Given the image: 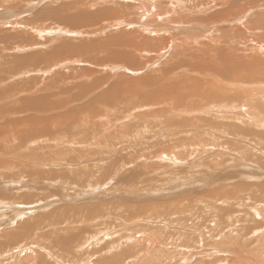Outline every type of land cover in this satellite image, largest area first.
<instances>
[{
  "label": "rangeland",
  "instance_id": "obj_1",
  "mask_svg": "<svg viewBox=\"0 0 264 264\" xmlns=\"http://www.w3.org/2000/svg\"><path fill=\"white\" fill-rule=\"evenodd\" d=\"M9 1L6 5L0 0L1 15L10 17L24 8V22L55 28H48L51 36L44 37L33 28L30 37L41 45L19 46L20 51L15 45L28 36V28H0V38L4 32L11 37L5 42L0 39V79L6 80H0V264H207L221 254L213 251L203 256L199 248L190 263L189 259L181 263L183 259L176 255L182 257L188 250L180 245H191V240L201 245L205 228L207 237L215 241L208 247L223 248L232 244L227 233L235 232L241 239L252 227L264 226V87H236H251L256 81L264 86V52L260 51L264 48L260 15L264 0H229L224 5L204 0L202 4L209 2L206 8L214 11L208 13V20L202 17V23L213 31L195 47L176 50L173 42L167 56L154 52L140 63L126 57L103 64L79 60L80 45L105 44L106 54L100 46L99 51L95 49L105 58L121 50L104 39L106 35L121 36L123 30V36L132 38L139 26L121 24L107 34L98 28L100 32L92 29L91 34L79 35L78 31H90L79 24L85 30L73 29L75 34L68 37L63 33L65 23L59 20L73 21L74 26L78 21L95 23L106 4L93 7L92 17H77L60 13L61 7L76 0ZM28 1L29 6L37 3L24 7ZM110 1L122 4L108 2L118 15L127 9L124 4H156L155 0ZM195 1L188 8L197 7ZM176 11L171 19H176ZM185 11L183 16L188 14ZM249 11L252 14L242 20ZM197 16L186 24L196 26ZM58 27L62 36L56 35ZM198 30L189 29L180 39L195 38L204 29ZM135 43L142 49L152 45ZM155 43L151 48L158 50L160 43ZM175 51L183 52L174 56ZM48 55L52 59L44 60ZM148 58L152 59L145 67ZM174 61L188 62L182 66L194 73L184 74L182 79L188 82L182 83L178 76L168 82L161 77L159 70ZM115 64L120 68L113 69ZM219 79L230 85L221 86ZM151 82H165L166 87L170 83L177 89L166 92L169 86ZM243 97L255 105L254 120H244V115L239 120L236 109L201 111L217 101L223 107L238 106ZM148 100L154 102L149 108ZM259 232L252 238L262 243L264 230ZM257 243L249 253L258 250ZM261 251L258 256L263 255ZM36 256L39 261L33 260Z\"/></svg>",
  "mask_w": 264,
  "mask_h": 264
},
{
  "label": "bare ground",
  "instance_id": "obj_2",
  "mask_svg": "<svg viewBox=\"0 0 264 264\" xmlns=\"http://www.w3.org/2000/svg\"><path fill=\"white\" fill-rule=\"evenodd\" d=\"M4 1V3H6V5H8V1L9 0H2V2ZM16 1H18V0H16ZM23 1V0H22ZM22 1H20V3H23ZM27 1V0H26ZM34 1V0H33ZM79 0H76V2H72L71 4H68L67 6H64V7H61L60 8V13H63L64 11H67V13H71V14H73L74 16H77V17H81V15H90L91 17H92V15H91V9L93 8V7H98V6H101V5H103V3L104 4H106V7H104V8H101L99 11H100V13H102L100 16V18H96L97 20H96V22L95 23H93V22H91V21H89V20H87L88 22H80V21H78L77 22V25L76 26H74L73 25V21H70V20H68V21H66V20H59V21H62V22H64L65 23V25L66 26H64L63 27V30H64V34H67L68 35V37L69 36H72L71 34H75L74 33V31H73V29L74 30H78V29H84L85 30V28H83L85 25L87 26V28L89 29L90 28V31H87V30H85V31H78L77 33L79 34V35H84L86 32L88 33V32H90V33H88V34H91L92 33V29H100L101 31H102V33L104 32V33H106L107 34V32H109V31H112L113 29L114 30H119V28L117 29L116 28V26H120L121 24H125V25H121V27L122 26H129V25H131V24H135V25H137V26H139V28H137V29H135V31L132 33V35H134V37H132V38H126L125 36H123V30L122 31H120L119 33H122V35L121 36H119L120 34H118L117 32H115L116 33V35L115 36H112V37H109V38H107V35H106V37L104 38V39H107V41H110V43H112L113 45L115 44L117 47H118V50H119V47H121V50H119V51H116V52H112L111 53V55L109 56V55H107V56H104L105 58H103V57H99V56H101L100 55V52L98 53V52H96V51H99V50H97L96 48L98 47V46H100L98 49H103L104 50V52H105V54H106V52L107 51H105V48H106V45L105 44H101V42H98V41H91L90 42V46H89V44H87V45H84V44H82V45H80L79 47H80V49L81 50H83V51H81V52H83L82 54H81V56L79 55V56H76L79 60H83V61H87L86 63H88V62H95L96 63V61H98L99 63H107V61H109V62H111L110 60H116L115 62H117V59H126V57L128 58V59H130V60H136V62L138 63H140V59H142V58H145L146 56H149V55H151L152 53L154 54V52H155V54L156 55H159V57H161V56H164V55H166L167 56V54H169V51H167L168 50V48H169V46H170V44L171 43H173V42H175V43H173L172 45H173V48H174V46H175V49L176 50H179L180 49V47H186V49H191V48H193V46H194V44H198L200 41H202V38H204V37H206L207 35H211V33H210V31H213V28L212 29H207L208 27H210V25H207L206 23V25H203V23H202V21H204V19L202 18V17H206L207 15H208V13L210 14L212 11H214V9H208V8H206V5H208L209 4V2H208V4H206L205 5V2H206V0H205V2L202 4V2L204 1V0H194L195 2V6H197V7H193V6H191V7H193L192 9L189 7L188 8V5L191 3V2H193V0H155L156 1V4H154L153 3V5L150 7V6H148L149 4H150V2L149 3H147V4H144V3H146V2H144V3H140V2H138V4L137 5H130V3L129 4H124L123 5V7L125 6V5H127L126 7H127V9H125L124 11H122V12H124L122 15H118V14H120L119 12H115L114 13V8H110V7H108L107 5H109L108 4V2H111V4H112V2H113V4L115 5V6H118V5H116V4H121V3H118L116 0V2H114V1H107V0H84V2H82V3H80V2H78ZM121 1H123V0H120V2ZM125 1V0H124ZM135 2H136V0H134ZM208 1V0H207ZM212 1V0H211ZM214 1V0H213ZM221 2L219 5H224V4H227L228 2H229V0H218V2ZM235 2H239V1H242V0H234ZM244 1V0H243ZM10 2V1H9ZM41 2V1H40ZM66 2H67V0H66ZM78 2V3H77ZM216 2V1H215ZM1 3V2H0ZM37 3V2H36ZM36 3H32L31 5L32 6H34V5H36ZM42 3V2H41ZM61 3V2H60ZM140 3V4H139ZM214 3V2H213ZM247 3V2H246ZM245 3V4H246ZM16 4V3H15ZM63 4V3H62ZM113 4L111 5V6H113ZM192 4V3H191ZM9 5H14V4H12V3H9ZM30 4H29V1L28 2H25V4H24V7H27V6H29ZM122 5V4H121ZM164 5V6H163ZM210 5V4H209ZM32 6H29V7H32ZM179 6V7H178ZM148 7H150V8H148ZM208 7V6H207ZM34 8V7H33ZM185 9V10H187L188 11V14H187V16L185 15V16H183V13H182V10L183 9ZM174 9H177V11H176V13H177V17H176V19H174V18H170V16L171 15H173V12H174ZM24 10V8L22 9V10H19L18 12H12L10 15H9V13H8V15L10 16V17H7V16H4V15H1V13H0V28L1 27H5V28H9V27H13V28H15V29H17V28H28V32H29V34H28V36H22L23 37V39L21 40V41H19L18 43H16V45H15V49H16V51H20V50H18L19 49V46H28V45H32V46H39V45H41L40 44V42L39 41H36V40H33V39H31V37H30V33H31V30L33 29V28H36L37 29V33L39 34V35H50L51 34V31H48L47 29L49 28H55V27H50L49 25H40V26H35V25H33V23H29L27 20V22H24V19H23V17L21 18V16L23 15V14H25V13H27L26 11H23ZM29 10V9H28ZM121 10V9H120ZM127 10V13L125 14V11ZM215 10H216V8H215ZM262 10H264V8L263 9H261L260 11H262ZM16 11V10H15ZM137 11L139 12V13H137ZM187 11H185L186 13H187ZM78 12V13H77ZM184 12V11H183ZM252 12L253 11H249L248 13H246V14H244V15H242V20L243 19H246V18H248V15H251L252 14ZM50 14V13H49ZM54 14V13H53ZM93 14V13H92ZM140 14V15H139ZM192 14V15H191ZM27 15V14H26ZM63 15V14H62ZM69 15V14H68ZM139 15V16H138ZM195 15H198L197 17H199V21L200 22H198L197 24H196V26H191V25H187L186 23H188V19H190V17H193V18H195ZM263 18H264V13H261L260 14ZM58 16H61L60 14L58 15ZM64 16V15H63ZM71 16V15H70ZM211 15H209V17H210ZM66 17V16H65ZM183 17V18H182ZM209 17H206L207 18V20H208V18ZM54 18V17H53ZM61 18H62V16H61ZM88 18V17H87ZM180 18H182V19H180ZM201 18V19H200ZM50 19V18H49ZM60 19V18H59ZM79 19V18H78ZM83 19L84 18H82L81 20L83 21ZM107 19H110V22H108L107 21ZM179 20V22L180 23H174L175 22V20ZM29 20V19H28ZM42 20V19H41ZM40 20V21H41ZM80 20V19H79ZM205 21V22H208V21ZM52 21V20H51ZM185 21V22H184ZM43 22V21H42ZM50 22V21H49ZM90 22L91 23H93L94 24V26H96V25H99V27H97V28H94V26H91L90 25ZM57 23V22H56ZM210 23V22H209ZM79 24H83L84 26L83 27H80V26H78ZM89 25V26H88ZM163 25V26H162ZM185 26H187V27H189V28H187V27H185ZM190 26H191V28H190ZM62 27V26H61ZM68 27H70V29L68 28ZM60 27H58V28H56L57 29V32H56V35H58V36H62L61 34V30L60 29H62V28H60ZM86 28V29H87ZM135 28V27H134ZM98 29V31L100 32V30ZM106 29H109V30H106ZM130 29V28H129ZM198 30V29H200V32L202 31V29H204L201 33H199L198 35H196L195 36V38H191L190 36L189 37H186L185 38V40L183 39H180V38H182L181 36H183V35H185V32L186 31H188V30ZM14 30V29H13ZM18 30V29H17ZM114 30H113V32H114ZM179 30H183L184 32H178L177 33V31H179ZM2 31V30H1ZM5 31V30H4ZM21 31V30H20ZM23 31V30H22ZM56 31V30H55ZM98 31H97V33H98ZM199 31V30H198ZM96 32V31H95ZM19 33V32H18ZM21 33V32H20ZM19 33V34H20ZM76 33V35H78ZM82 33H84V34H82ZM111 33V32H110ZM162 33H164V34H162ZM212 33H214V32H212ZM162 34V35H161ZM34 35V34H33ZM75 35V37H78V36H76ZM51 36V35H50ZM64 36V35H63ZM186 36V35H185ZM44 37V36H43ZM64 37H67V36H64ZM6 38H11L10 37V35L9 34H7L6 32H4V34H2V36H1V42H5L6 41ZM53 38V37H52ZM55 38V37H54ZM71 38V37H70ZM90 38H92V37H90ZM189 38H191V39H189ZM21 39V38H20ZM49 39V38H48ZM48 39H46L45 41H47ZM103 38L101 39V40H104ZM195 39V40H194ZM9 40V39H8ZM55 40V39H54ZM62 40V39H61ZM66 41V40H65ZM136 41H138V42H143L144 44H149L150 42L152 43V45H150V46H146V48L145 49H142V47L141 46H138V44L137 43H135ZM157 42V44L158 43H160V48H158V50H156V47H154V48H151V46L153 47L154 45L153 44H156L155 42ZM264 41V40H263ZM7 43V42H6ZM47 43V42H46ZM88 43H89V41H88ZM109 43V44H110ZM9 44V43H8ZM15 44V43H14ZM72 44V43H71ZM108 44V45H109ZM262 44V43H261ZM1 45V44H0ZM67 45V44H66ZM76 45V44H75ZM67 46H69V45H67ZM93 46V47H92ZM72 47H74V46H71L70 48H72ZM94 48V49H91V48ZM105 47V48H104ZM148 47H150V49H148ZM195 47V46H194ZM260 47V46H259ZM262 47H264V46H262ZM8 48V47H7ZM14 48V47H13ZM26 49V48H25ZM25 49H24V51H25ZM74 49V48H73ZM95 49H96V51H95ZM71 50V49H70ZM76 50H78V48L76 49L75 48V52H76ZM156 50V51H155ZM181 50H183V49H181ZM6 51V50H5ZM9 51V50H8ZM11 51H12V49H11ZM110 51V50H109ZM108 51V52H109ZM158 51V52H157ZM167 51V52H166ZM184 51V50H183ZM183 51H181V53H180V51H175L176 53H173L174 54V56L176 55V54H178L179 53V55H181L182 54V52ZM260 51H262V52H264V48H260ZM43 52V51H42ZM75 52H74V54L72 55V56H74L75 55ZM163 52H166V53H164L163 55H162V53ZM174 52V51H173ZM40 53V52H39ZM47 53V52H46ZM53 53V52H52ZM96 53H98L97 55H96ZM183 53H185V51L183 52ZM42 53H40L38 56H40ZM51 54V53H50ZM55 54V53H54ZM76 54H77V52H76ZM109 54V53H108ZM160 54H161V56H160ZM186 54V53H185ZM179 55H177V56H179ZM187 55V54H186ZM68 57H69V55H67ZM103 56V55H102ZM155 56V55H154ZM153 56V59H152V61L157 57V56H155L154 57ZM176 56V57H177ZM51 57H53V55H48V56H46L45 57V59L44 60H48V59H52ZM55 57V56H54ZM180 57V56H179ZM21 58V57H20ZM29 58V57H28ZM71 58V57H70ZM174 58V57H173ZM187 58V57H186ZM192 58V57H191ZM43 59V58H42ZM58 59V58H57ZM57 59H55V60H57ZM151 59H145V64H144V62H143V64L145 65V67H146V63H148ZM21 60V59H20ZM19 60V61H20ZM34 60V59H33ZM69 60V59H68ZM170 60V59H169ZM180 60V59H179ZM178 60V61H179ZM188 60V59H187ZM64 61V60H63ZM72 61V60H71ZM173 61V60H172ZM49 62H51V61H49ZM61 62V61H60ZM65 62V61H64ZM73 62H74V60H73ZM80 62V61H79ZM114 62V61H113ZM180 62V61H179ZM31 63H33V61L31 62ZM63 63V62H62ZM76 63V62H75ZM82 63V62H81ZM129 64H130V62H128ZM188 62H182V63H180L179 65L178 64H176L175 63V61H174V64L173 65H171V66H169L167 69H162V70H159V73L161 74V77H163V78H166V80H167V82L168 81H172L170 78L173 76V77H177L176 79H179V80H181L182 81V83H184V81L185 82H188V81H186L185 79H182V77H184V74H189V75H192L193 76V74L194 73H192L191 72V70L190 69H185V66H187V65H185V64H187ZM250 63V62H249ZM39 64H41V63H39ZM52 64V63H51ZM63 64H65V63H63ZM92 64V63H91ZM109 64H111V63H109ZM109 64H107V66L109 65ZM114 64V63H113ZM158 64V63H157ZM177 66H176V65ZM205 64V63H204ZM253 64V63H252ZM31 65V64H30ZM38 65V64H37ZM86 65H89V64H86ZM183 65H185L184 67H182ZM251 65V64H250ZM60 66V65H59ZM68 66V65H67ZM70 66H72V65H70ZM97 66V65H96ZM151 66V65H150ZM251 66H253V65H251ZM34 67V66H33ZM110 67V66H109ZM35 68H38L37 66L35 67ZM120 67L117 65L116 66V64H115V66L113 67V69H119ZM143 68V67H142ZM149 68V66L147 67V69ZM122 69V68H121ZM141 69V68H140ZM139 69V70H140ZM144 69V68H143ZM209 69H210V67H209ZM50 70V69H49ZM63 70V69H62ZM142 70V69H141ZM145 70V69H144ZM164 70V71H163ZM179 70H182L183 72H179ZM38 71V70H37ZM42 71V70H41ZM72 71V70H71ZM207 71V69L205 68L204 69V73ZM55 72V71H54ZM150 72H152V71H150ZM176 72V73H175ZM60 74V73H59ZM62 74V73H61ZM70 74H72V73H70ZM21 75H23V74H21ZM25 75V74H24ZM76 75V74H75ZM202 75V74H201ZM20 76V75H19ZM42 76V75H41ZM160 76V75H159ZM61 77H62V75H61ZM121 78H122V76H120ZM124 77V76H123ZM152 77V76H151ZM23 78V77H22ZM157 79H159L158 77H157ZM174 79V78H173ZM1 81L2 80H4L3 78L2 79H0ZM162 80V79H161ZM220 80V79H219ZM218 80V82H219V84L221 85V86H227V85H230V84H228L227 82H225V81H222L221 82V80L219 81ZM6 80H4V81H2V82H5ZM124 82V81H123ZM160 82V81H159ZM159 82H156V84L155 83H152V85L153 86H155V85H158V83ZM161 83H163V82H161ZM161 83H160V85H161ZM164 84H165V82L162 84L163 86H164ZM167 84V83H166ZM170 84V83H169ZM169 84H167V87L169 86ZM233 84H235V83H233ZM263 83H260L259 81H256L255 82V85H252L251 87L249 86V87H246V86H244V85H240V84H236V87H240V86H243V88L246 90H251L252 88L254 89H256V88H258V90L259 89H261V88H263L264 86L262 85ZM150 85V84H149ZM160 85H158V86H160ZM161 85V87L163 88V86ZM157 87V86H156ZM166 86H164V88H167ZM173 87V85H171V86H169V88H167L165 91L166 92H168V91H170V92H174V91H176V89H177V87L175 86V87H173V89L171 90V88ZM209 87V86H208ZM213 87H215V86H213ZM231 87H233L232 86V83H231ZM30 88V87H29ZM160 88V87H159ZM211 89H214V88H211ZM26 90H28L29 91V89L28 88H26ZM132 90V89H131ZM161 90V89H160ZM160 90L158 91L157 90V92H160ZM133 91V90H132ZM163 91H164V89H163ZM256 91V90H255ZM150 92V91H149ZM149 92H147V93H149ZM213 92V91H212ZM262 92H264V91H262ZM128 93V92H127ZM129 93H130V91H129ZM147 93H145V94H147ZM212 94V93H211ZM104 95V94H103ZM144 95V94H143ZM157 95V94H156ZM100 96V95H99ZM218 96V95H217ZM264 96V95H263ZM262 96V97H263ZM119 97V96H118ZM143 97V96H142ZM151 97V96H150ZM212 97V96H211ZM213 98V97H212ZM208 99V98H207ZM244 99V97L242 98V100ZM122 101L124 100V99H121ZM151 100H153V99H151ZM149 101L148 100V102L145 104V106L147 107V108H149L148 106H151V103L153 104L154 102H152V101ZM154 100L155 101H157V100H159V98L157 99V98H154ZM205 101H207L206 99H204ZM213 100H214V98H213ZM245 100V101H244ZM243 100V104H242V101H240L241 103L238 105V106H236V105H233V106H221L220 105V102H216V105L215 104H213V103H210L209 104V106L208 107H206L204 110H201V111H209V110H213L214 112H217V113H219L220 112V110L221 111H225V110H227V109H236L237 111H239L240 112V114H239V116H238V118H239V120H241L240 118H244V116H245V118H244V120L245 119H250V120H254V119H252V118H254L255 117V105L253 106V105H251V102H249L248 101V99H244ZM146 101H147V98H146ZM211 101V100H210ZM215 101V100H214ZM213 101V102H214ZM144 106V107H145ZM257 108V107H256ZM134 109V108H133ZM258 109V108H257ZM261 109V108H260ZM264 109V108H263ZM263 109H261V110H263ZM259 110V109H258ZM179 112V111H178ZM213 112V113H214ZM260 112V111H259ZM225 113V112H224ZM234 114V113H233ZM238 114V113H237ZM257 114H258V112H257ZM218 115H220V114H218ZM244 115V116H243ZM260 115H262V114H260ZM129 116V115H128ZM215 116V115H214ZM263 116V115H262ZM127 117V116H126ZM218 117V116H217ZM213 118H215V117H213ZM220 118V117H219ZM222 118V117H221ZM237 118V119H238ZM256 118H258V116L256 117ZM217 119V118H216ZM236 119V120H237ZM263 119V118H262ZM233 120V119H232ZM243 120V119H242ZM261 121V120H260ZM118 122V121H117ZM207 122V121H206ZM214 122V121H213ZM237 122V121H236ZM246 122V121H245ZM264 123V122H263ZM209 125V124H208ZM251 126V125H250ZM256 126H257V124H256ZM260 126V125H259ZM261 127V126H260ZM208 128V127H207ZM239 132V131H238ZM207 134V133H206ZM230 135V134H229ZM239 135V134H238ZM231 136H232V134H231ZM246 136V135H245ZM241 137V136H240ZM246 137H248V136H246ZM244 139V138H243ZM236 141V140H235ZM240 141V140H239ZM33 142V141H32ZM178 148V147H177ZM181 149V148H180ZM213 151V150H212ZM211 151V152H212ZM261 152V151H260ZM108 154V153H107ZM166 154V153H165ZM198 156H199V154H197ZM117 156V155H116ZM177 157V156H176ZM180 158V157H179ZM194 158V157H193ZM199 160V159H198ZM201 161V160H200ZM200 163V162H199ZM225 163V162H224ZM228 163V162H227ZM12 168V167H11ZM191 168V167H190ZM123 169V168H122ZM65 170V169H64ZM221 171V170H220ZM244 175V174H243ZM246 176V175H245ZM229 177H230V175H229ZM241 179V178H240ZM239 179V180H240ZM50 180V179H49ZM41 181V180H40ZM241 182V181H240ZM245 182V181H244ZM259 182V181H258ZM257 182V183H258ZM254 183V182H253ZM255 186H257V185H255ZM250 187V186H249ZM263 187V186H262ZM18 188V187H17ZM240 189V188H239ZM246 189H247V187H246ZM247 191V190H246ZM249 191V190H248ZM239 192V191H238ZM30 193V192H29ZM235 195V194H234ZM233 195V196H234ZM11 196V195H10ZM9 196V197H10ZM238 196H240V195H238ZM240 198V197H239ZM215 199V198H214ZM236 199V198H235ZM235 199H233V200H235ZM227 202H229V201H227ZM264 203V202H263ZM73 213V212H72ZM259 213V212H258ZM259 215H262V214H260L259 213ZM255 218V217H254ZM257 219V218H256ZM264 219V218H263ZM155 220V219H154ZM238 220V219H237ZM250 220V219H249ZM260 220H261V218H260ZM186 221V220H185ZM238 221H240V220H238ZM258 221V220H257ZM264 221V220H263ZM52 222V221H51ZM215 223V222H214ZM229 223V222H228ZM239 222H237V224H238ZM241 223V222H240ZM239 223V224H240ZM222 224H224V223H222ZM221 224V225H222ZM247 224H249V223H247ZM254 224H255V222H254ZM257 224V223H256ZM258 224H259V222H258ZM261 224V223H260ZM54 226L56 225V224H53ZM233 225H234V223H233ZM252 225H253V223H252ZM231 226H232V223H231ZM257 226V225H256ZM258 226H260V225H258ZM256 227V228H253L252 227V229L250 230V234L249 235H247V236H245V237H243V238H236L235 236H234V233L233 232H230V234L229 233H227L226 234V237L228 238V239H230V240H228V243H232V244H229L227 247H223V243L221 244L222 246L221 247H223V248H215V247H212V248H210V247H208V246H210L211 244H214L215 243V241L214 240H212V239H214V238H208L207 237V235H206V230H205V228H204V240H203V243L201 244V245H199V246H197V244L195 243V242H193L192 240L190 241V244L191 245H184V244H181L180 245V247L179 248H181V249H186V250H188V252L187 253H183L182 254V257H181V255H176V257H178L179 258V260L180 259H183V260H181L180 262L181 263H183L184 261H186V260H188L189 261V263L191 262V260H192V258L195 256V253L193 252L194 250H196V251H198V249L200 248V249H202L203 250V256H206L207 254H212V252L213 251H216L215 253L216 254H221V255H219L217 258H215L214 260H210L207 264H264V253H263V255L261 254L260 256H262V257H260V256H258L259 255V251L260 250H262L263 252H264V240L262 241V243H261V241H260V238H258V240L256 239V240H254L253 238H252V236H256V234L257 233H260L259 231H260V228H262V231L264 230V226L261 224V226L260 227ZM215 226H213V228H214ZM226 227H228V226H226ZM225 228V227H224ZM229 228V227H228ZM231 228V227H230ZM234 228V227H233ZM243 228V227H242ZM236 229V228H235ZM199 231V230H198ZM220 231V230H219ZM246 231V230H245ZM225 234V233H224ZM198 235V234H197ZM218 235V234H217ZM264 235V234H263ZM58 236H60V235H58ZM152 236V235H151ZM214 236V235H213ZM215 236H216V234H215ZM220 236V235H219ZM223 237H225V236H223ZM239 237H241V235H239ZM260 237H262V235L260 236ZM264 237V236H263ZM69 239V238H68ZM153 239V238H152ZM161 239H162V237H161ZM151 240V239H150ZM150 240H148L149 241V243H150ZM222 240H224V239H222ZM221 240V241H222ZM226 240V239H225ZM156 241V240H155ZM162 241V240H161ZM236 241H242V243H239V242H236ZM258 241V243H257V247H259V248H255V249H258L256 252H252V254L251 253H249V250L250 249H252L253 248V246H254V243H256ZM174 242V241H173ZM64 243V242H63ZM135 243H137V242H135ZM135 243H133V244H135ZM224 243H226V242H224ZM66 244H67V242H66ZM138 244V243H137ZM136 244V245H137ZM154 244V243H153ZM155 244H158V243H155ZM155 244L153 245V246H155ZM227 244V243H226ZM239 244H241V245H243L242 246V248H240L238 245ZM140 245V244H139ZM204 245L206 246V247H204ZM66 246V245H65ZM134 246V245H133ZM157 246V245H156ZM49 247V246H48ZM166 247V246H165ZM54 248V247H53ZM135 248V247H134ZM173 248V247H172ZM50 249V248H49ZM71 249V248H70ZM154 249V248H153ZM156 249V248H155ZM249 249V250H248ZM45 251H46V248L44 249ZM43 250V251H44ZM51 250V249H50ZM63 250H66V248L65 249H63ZM69 250V249H68ZM125 250V249H124ZM158 250V249H157ZM248 250V251H247ZM23 251H24V249H23ZM60 251H62V250H60ZM160 251V250H159ZM174 251V250H173ZM254 251V250H253ZM261 251V252H262ZM26 252V251H25ZM39 252V251H38ZM200 252V251H199ZM111 253V252H110ZM46 254H48V253H46ZM121 255V254H120ZM123 255V254H122ZM185 255H187V256H185ZM228 255H231V256H233V258H227V257H225V256H228ZM175 256V255H174ZM51 257L52 258H55V257H53V255H51ZM110 257H112V256H110ZM208 257H210V256H208ZM213 257H215L214 255H213ZM212 257V258H213ZM102 258H103V256H102ZM39 259H40V257L39 256H36V257H33V260L34 261H39ZM42 259V258H41ZM56 259V258H55ZM57 260V259H56ZM117 260V259H116ZM201 260V259H200ZM105 262V261H104ZM113 262H114V260H113ZM179 262V263H180ZM193 262H195V261H193ZM101 263V262H100ZM114 264V263H113ZM193 264V263H192ZM203 264V263H202Z\"/></svg>",
  "mask_w": 264,
  "mask_h": 264
}]
</instances>
